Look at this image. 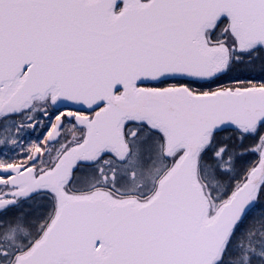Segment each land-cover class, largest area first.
Instances as JSON below:
<instances>
[{"label":"snow or ice","instance_id":"1","mask_svg":"<svg viewBox=\"0 0 264 264\" xmlns=\"http://www.w3.org/2000/svg\"><path fill=\"white\" fill-rule=\"evenodd\" d=\"M0 264H264V0H0Z\"/></svg>","mask_w":264,"mask_h":264}]
</instances>
